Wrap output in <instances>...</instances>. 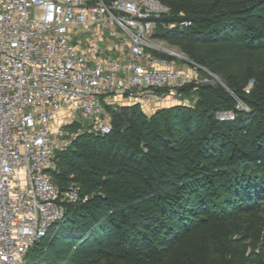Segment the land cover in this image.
<instances>
[{
    "label": "trees",
    "instance_id": "obj_1",
    "mask_svg": "<svg viewBox=\"0 0 264 264\" xmlns=\"http://www.w3.org/2000/svg\"><path fill=\"white\" fill-rule=\"evenodd\" d=\"M160 1L171 10L155 37L184 48L247 110L218 85L192 84L181 93L199 97L196 107L151 116L122 107L109 134H80L52 173L61 191L76 184L80 201L64 204L65 219L24 264H257L263 256L264 0H197L198 18L173 15L191 14L188 0ZM219 112L235 117L222 122Z\"/></svg>",
    "mask_w": 264,
    "mask_h": 264
},
{
    "label": "built area",
    "instance_id": "obj_2",
    "mask_svg": "<svg viewBox=\"0 0 264 264\" xmlns=\"http://www.w3.org/2000/svg\"><path fill=\"white\" fill-rule=\"evenodd\" d=\"M169 11L160 0H0V264H24L65 219L64 204L80 201L76 184L61 191L52 180L58 155L80 135L77 118L107 135L111 122L101 117L113 98L147 110L164 97L177 101L188 85L211 84L198 80V68L178 69L168 56L175 54L152 41ZM108 24L124 38L105 36ZM79 27L114 46L85 50L74 36ZM110 51L118 57L107 58Z\"/></svg>",
    "mask_w": 264,
    "mask_h": 264
},
{
    "label": "rangeland",
    "instance_id": "obj_3",
    "mask_svg": "<svg viewBox=\"0 0 264 264\" xmlns=\"http://www.w3.org/2000/svg\"><path fill=\"white\" fill-rule=\"evenodd\" d=\"M162 3V2H161ZM165 7L170 9V4L167 3H162ZM186 6H188L189 8H192L193 12L191 14H187L184 11H180V12H173V15L176 16H180V17H201L203 16L202 13H200L199 11L201 9V7L203 8V6L200 7V4L198 3L197 0H188ZM261 10H258L256 13H260ZM170 13V11H169ZM168 13V14H169ZM167 15V14H165ZM158 23H157V29L155 30V32L152 35V41H154L155 43L159 44L160 46H162L163 48H165L166 50H168L169 52H172L175 54V56L172 55H168L170 59L175 60L177 63V68L185 71L187 73H191L194 72V70L196 68H198V80L201 79H208L211 82V85H218V87H221L223 89L222 93L224 94V96H231L233 99H235L237 102H239L240 107L243 106V103L240 101V99L236 96V94L231 91V89L229 88V86L226 84V82H224L223 80H221L216 74H214L213 72H211L207 67L202 66L197 64L193 59L192 56L186 51L184 50V48H182L179 45L173 44L169 41L163 40L161 38H156V32L158 30ZM165 28H169V26H167V23H165ZM164 27L162 26V29H164ZM91 29H96V26H91ZM170 29V28H169ZM116 34L115 38H114V42H116L115 40H119V39H123L124 38V33L121 29L117 28L116 26L110 25L108 24L106 27V31H105V36H108L109 34ZM75 39L79 42L81 41V44L83 45V48L89 49L92 48L93 46L96 45H100L102 46V48L105 49V47H103V42L99 43L97 39H93L91 34H86L85 30L82 27H79L78 29L75 30ZM106 39H104V42ZM104 44H108L107 42ZM108 48V47H107ZM107 51V49H106ZM109 51V50H108ZM111 52V51H110ZM110 52H108L109 54V58H111L112 60L115 59L113 57H110ZM127 52V51H125ZM124 52V53H125ZM118 57V56H117ZM181 57V58H180ZM183 57V59H182ZM254 87V84L251 83L250 86L248 87L249 93L252 91V89ZM248 92H246L247 95H249ZM199 102V97H192L186 93L182 94L181 97H179V99H177V101H174L173 99H167L166 97H164V99L162 101H160L158 103V105H156L155 107H151L150 109L144 110V112L146 113V115L151 116L153 113H155L158 109H162V108H169V107H174L176 105H182V106H187V107H196L198 105ZM134 104H132V102H130L129 100L123 99V98H113L110 100V102L108 104H105L104 106V115L103 117H101V120L108 122V121H112V115L115 113H118L119 109L122 107H129V106H133ZM239 107V108H240ZM245 110H247L246 106L244 105ZM233 117H235V113H233ZM230 121V120H228ZM227 120H222V122H228ZM111 124V123H110ZM78 126V127H77ZM112 126V124H111ZM76 131H80V134L89 132V133H93V129H94V125H93V121H85L83 119H81L80 117L77 118V123H74V126ZM179 173H182L181 171H179ZM181 176V174H180ZM73 185V183L69 186L71 187ZM170 189V188H168ZM58 249V248H56ZM252 251V248L248 247L246 250V253L244 256H247L248 254H250V252ZM260 252L259 249L256 250V253ZM65 253V254H64ZM67 252H63V255H68L66 254ZM242 258H240L241 260ZM257 264H264V254L263 256L257 260Z\"/></svg>",
    "mask_w": 264,
    "mask_h": 264
},
{
    "label": "crops",
    "instance_id": "obj_4",
    "mask_svg": "<svg viewBox=\"0 0 264 264\" xmlns=\"http://www.w3.org/2000/svg\"><path fill=\"white\" fill-rule=\"evenodd\" d=\"M108 43V44H104V43ZM106 42H103V47H105V49L107 50H111V48L114 46V42H111V41H106ZM108 47V48H107ZM109 54V53H108ZM117 53L116 52H110V57H113V58H117ZM107 58H109V55H107Z\"/></svg>",
    "mask_w": 264,
    "mask_h": 264
}]
</instances>
